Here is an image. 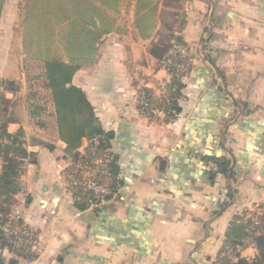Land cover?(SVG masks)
Listing matches in <instances>:
<instances>
[{
	"label": "crops",
	"instance_id": "obj_1",
	"mask_svg": "<svg viewBox=\"0 0 264 264\" xmlns=\"http://www.w3.org/2000/svg\"><path fill=\"white\" fill-rule=\"evenodd\" d=\"M164 2L119 0L71 80L109 136L119 179L99 209L66 190L50 90L43 81L27 96L15 59L1 55L0 77L18 88L5 92L0 122L20 131L32 154L12 204L36 249L19 254L0 242V264H214L227 229L264 209V0H182L171 35L193 59L167 118L142 113L137 101L141 87L159 95L169 80L158 61L169 47ZM212 156L228 162L213 178ZM223 186L231 195L221 202ZM256 253L253 244L240 250L246 259Z\"/></svg>",
	"mask_w": 264,
	"mask_h": 264
},
{
	"label": "trees",
	"instance_id": "obj_2",
	"mask_svg": "<svg viewBox=\"0 0 264 264\" xmlns=\"http://www.w3.org/2000/svg\"><path fill=\"white\" fill-rule=\"evenodd\" d=\"M119 0H25L24 1V45L32 52L31 56L41 62L45 77V88L50 90L54 107L55 121L58 135L65 143L66 158L72 163L80 161L78 148L84 138L94 134L103 133L99 154L107 160V167L111 176L105 182L116 191L119 179L115 177L113 164L114 157L110 151L109 136L101 129L99 120L93 106L86 98L83 91L71 83L76 70L81 62L88 58V54L94 49L98 37L109 29L112 22V11ZM141 6L149 3V0H137ZM3 0H0V10ZM171 44L164 49L162 59L173 45L185 46L180 36L170 35ZM168 46V45H167ZM166 46V47H167ZM31 48H34L32 51ZM157 52V51H155ZM154 52V53H155ZM157 55H159L157 53ZM193 59V55L189 54ZM172 61L186 62V58L176 55L170 56ZM165 70L169 80L164 84L159 95H155L146 87H141L137 95L144 93L148 102L147 113L153 111L162 112L165 117L173 116L177 111L176 92L179 82L187 72L175 68L170 63H165ZM190 68V67H189ZM189 71V70H188ZM17 84L9 79L0 77V113L4 111L7 99L5 92H15ZM137 96V98H138ZM138 101V99H137ZM140 110L141 106L138 103ZM1 138L0 156L2 166L0 169V191L3 203L11 206L14 194L18 191V177L22 160L32 154L27 152L20 138V131L14 134L6 132V123L0 122ZM208 160L217 165V170L211 173L213 178L219 172L227 168V161L216 156L208 157ZM71 166L68 167V170ZM227 195H231L229 188ZM86 205L84 200L77 201ZM87 206V205H86ZM0 209H2L0 207ZM257 223L250 233L246 227L251 224L249 217L241 216L240 221L232 224L226 231V242L220 248L216 263L214 264H264V209L254 211ZM0 242L4 241L0 236ZM253 244L257 250L252 259H246L240 255V250ZM232 248L234 257L224 254L225 246ZM12 251L19 254L23 250H17L9 246Z\"/></svg>",
	"mask_w": 264,
	"mask_h": 264
},
{
	"label": "built area",
	"instance_id": "obj_3",
	"mask_svg": "<svg viewBox=\"0 0 264 264\" xmlns=\"http://www.w3.org/2000/svg\"><path fill=\"white\" fill-rule=\"evenodd\" d=\"M189 49L181 45H173L167 54L159 60V64L163 69L165 63H170L175 68H180L184 72H188L192 62L189 57ZM186 58L185 63L172 61L170 56ZM163 87L160 91L162 92ZM138 103L142 113H147L148 102L145 100L144 93L138 96ZM155 112V110L153 111ZM104 134L98 133L93 136L84 138L80 147L78 148L80 161L72 163L71 159H67V167L63 170L65 179V187L67 192L72 196L73 200H84L87 207L92 209H99L105 201L116 195L105 180L111 176L110 170L107 167V160L99 154L101 141ZM71 169L68 170V167ZM210 167L217 170L215 163L211 162ZM228 189L223 186L219 190V200L226 201ZM3 197L0 191V236L4 241V245L11 246L14 249H26L27 251H35L36 240L33 231L20 221V216L13 205L8 206L3 202ZM251 224L246 227V232L250 233L255 229L257 218L254 215L250 216ZM224 254L227 257H234L232 248L225 246Z\"/></svg>",
	"mask_w": 264,
	"mask_h": 264
},
{
	"label": "rangeland",
	"instance_id": "obj_4",
	"mask_svg": "<svg viewBox=\"0 0 264 264\" xmlns=\"http://www.w3.org/2000/svg\"><path fill=\"white\" fill-rule=\"evenodd\" d=\"M24 1L3 0L2 2L0 10V57L2 54L9 52L10 57L15 59L19 71L24 75L23 81L28 90L27 96H33L34 98L35 87L41 83L43 84L45 77L41 62L31 56L32 52L24 45ZM164 4L166 7L162 11L164 20L163 45L170 46L172 41L169 36L174 31L175 15L179 17L183 9V3L182 0H165ZM31 50L33 51L34 48H31ZM9 61L11 62V60Z\"/></svg>",
	"mask_w": 264,
	"mask_h": 264
}]
</instances>
